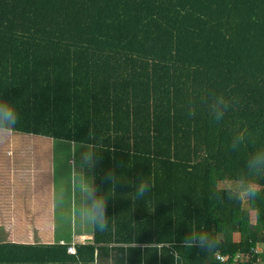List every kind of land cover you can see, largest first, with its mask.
Masks as SVG:
<instances>
[{"label":"trees","instance_id":"1","mask_svg":"<svg viewBox=\"0 0 264 264\" xmlns=\"http://www.w3.org/2000/svg\"><path fill=\"white\" fill-rule=\"evenodd\" d=\"M204 94L233 101L225 123L189 116ZM0 98L19 110L12 132L92 147L94 183L114 192L106 230L52 264H173L193 221L218 243L177 264L264 243V187L248 208L215 190L264 146V0H0ZM232 126L248 133L239 151ZM143 176L148 207L128 195Z\"/></svg>","mask_w":264,"mask_h":264},{"label":"crops","instance_id":"2","mask_svg":"<svg viewBox=\"0 0 264 264\" xmlns=\"http://www.w3.org/2000/svg\"><path fill=\"white\" fill-rule=\"evenodd\" d=\"M14 136L0 131V264H52L57 256L64 260L67 255H75L69 251L71 246L77 251L78 245L93 243L94 224L90 235L82 204L81 214L76 212V200L72 201L71 217L68 218L69 224H66L62 198L44 194L28 195V189L41 187L36 180L40 169H32V159L28 155L40 152L44 157L43 161H39L40 166L46 169L44 180L48 173V156L53 155L49 148L26 150L12 146ZM89 155H93L92 149ZM45 182L44 189H47L50 183ZM66 246L67 255L62 248L55 249Z\"/></svg>","mask_w":264,"mask_h":264},{"label":"clouds","instance_id":"3","mask_svg":"<svg viewBox=\"0 0 264 264\" xmlns=\"http://www.w3.org/2000/svg\"><path fill=\"white\" fill-rule=\"evenodd\" d=\"M188 114L194 115L198 108H204L207 115L214 122L225 123L229 111L233 108V101L223 94L200 95L188 101ZM20 113L15 103L7 99L0 98V131H11L20 119ZM249 140L246 129L239 130L238 126L230 127L228 147L232 151H239ZM92 156L86 153L83 162L73 165L71 178L74 184L79 183L78 194L83 206L85 215L95 225L99 231H104L108 227L109 216L106 214L109 190L99 192L95 185V177L90 174L92 168ZM91 178L90 180L88 178ZM108 178L115 184L121 177H115L110 171ZM264 146H258L248 154L243 171L227 178H220L217 181L215 190L221 192L228 199L235 200L241 204L255 198L264 184ZM134 191L129 193V197L134 202L144 201L146 206L151 199L154 185L143 176L135 184ZM114 193V192H113ZM189 231L183 237L182 249L174 250L170 245V254L173 257V264H177L180 255L184 251L200 247L205 251L216 247L218 240L212 230L201 228L195 221L191 222Z\"/></svg>","mask_w":264,"mask_h":264},{"label":"rangeland","instance_id":"4","mask_svg":"<svg viewBox=\"0 0 264 264\" xmlns=\"http://www.w3.org/2000/svg\"><path fill=\"white\" fill-rule=\"evenodd\" d=\"M5 135H16L15 141L12 142V146L21 147L26 150H35V149H44L49 148L50 154L52 156H48L49 160L47 162V170L45 180L43 176L46 169L42 168L39 161H43L44 157L38 153H30L28 157L32 159L31 166L33 170L37 171V181L41 183V187L37 190L28 189V195H46V196H55L56 198H62L64 200V212L65 218L64 223L69 224V219L71 217L72 212V201L76 200L75 206L77 209V214H81V201L78 194L79 183H73L71 178L72 167L75 164L83 162L86 156V153H91V147L85 144L74 143L67 140H59L46 138L43 136H30L25 134H11L10 131H2ZM8 146V143H7ZM49 154V153H48ZM90 156V155H89ZM29 165H27L28 167ZM91 174V169H90ZM35 176V175H32ZM91 179L90 177L88 178ZM53 180V181H52ZM49 181L50 186L47 189H44L46 182ZM53 183V184H51ZM244 207L248 208V201L244 203ZM85 214V213H84ZM86 219V227H90L89 233L93 232V223L91 220L85 215ZM251 221L253 223L256 222V213L254 211L250 212ZM69 218V219H68ZM59 222V221H58ZM79 223V221H78ZM236 241H244L246 237L244 235L236 234L234 236Z\"/></svg>","mask_w":264,"mask_h":264},{"label":"built area","instance_id":"5","mask_svg":"<svg viewBox=\"0 0 264 264\" xmlns=\"http://www.w3.org/2000/svg\"><path fill=\"white\" fill-rule=\"evenodd\" d=\"M69 251L73 254H76V249L74 246H71ZM251 255L259 256L257 260L254 261V264H264V243H259L255 248L252 249V253L250 254L238 253L236 255H225L218 252L215 254V258L220 264H246L252 258Z\"/></svg>","mask_w":264,"mask_h":264}]
</instances>
